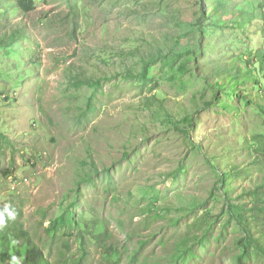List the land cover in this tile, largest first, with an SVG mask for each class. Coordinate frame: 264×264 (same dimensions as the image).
Instances as JSON below:
<instances>
[{"label": "rangeland", "instance_id": "374dc122", "mask_svg": "<svg viewBox=\"0 0 264 264\" xmlns=\"http://www.w3.org/2000/svg\"><path fill=\"white\" fill-rule=\"evenodd\" d=\"M18 1L0 0V208L21 213L52 264L83 250L84 264H235L240 232L205 153L222 169V154L250 162L243 137L264 130V94L255 90L257 104L234 118L207 108L211 93L192 71L209 74L200 60L184 76L164 58L146 82L140 74L159 51L178 53L183 33L199 38L189 32L200 8L223 22L237 13L211 0H34L24 14ZM260 31L209 38L227 39L232 57L264 48ZM196 114L193 128L184 120ZM70 215L73 228L50 231Z\"/></svg>", "mask_w": 264, "mask_h": 264}, {"label": "trees", "instance_id": "16d2710c", "mask_svg": "<svg viewBox=\"0 0 264 264\" xmlns=\"http://www.w3.org/2000/svg\"><path fill=\"white\" fill-rule=\"evenodd\" d=\"M236 1L238 0H211L209 2L212 8L216 3H225L226 6H229L228 8L237 13L236 18L229 20L230 22L227 21L231 23L229 27L226 26L227 22L218 19L219 15L216 17L212 15L213 12L208 13L200 8L193 28L189 32V34L197 32L199 38L189 43L185 40L187 33H183V37L178 39L179 43L177 44V41L175 43V48H179L181 52L175 53L174 49H171L165 55L159 51L160 55H152L148 61H142L141 81H147L149 71L160 59L164 58L162 63L170 65L172 69L177 66L176 72L180 76H184L188 72L186 68L189 60L192 62L200 60L210 68L209 74L201 77L195 70L192 69V71L197 77L204 79L203 82L207 86L205 92L211 93L210 100L206 101L207 108H219L220 113L239 118L246 108L254 107L260 96L259 94L255 97L254 91L264 94V48L228 57L231 46H227V39L221 41L219 45L212 46L211 37L217 30H223V36L226 30L237 31V37H243L247 34L248 27L256 26L264 34V0ZM17 5L24 14H30L37 9L34 0H19ZM243 6H247V8ZM211 11L213 10L211 9ZM19 36L22 35L20 33L12 34L9 42L16 43ZM183 39L185 44H182ZM10 43L5 46L1 44V46L10 49ZM167 58H170L171 64L166 60ZM170 77L173 78L174 75ZM261 111L264 113V107ZM197 116L198 114L190 116L184 121H188L194 128L195 122L198 121ZM2 137L3 134L0 131V139ZM243 138L242 150L247 149L248 152H252L253 159L241 166L230 163V155L222 154L226 165V168L222 169L219 167V163L213 160L215 154L210 156L205 153L206 160L218 174L219 196L223 195L230 220L234 222L240 232L235 243V264H249L254 257L256 262H264V130ZM197 148L202 150L201 144H198ZM239 177L253 185L251 187L240 186V191L234 193L235 188L232 187L231 181ZM12 208L17 213L16 219L7 221L6 226L0 227V264H10L13 256L19 258L22 264H52L43 250L31 239L30 233L25 229L20 219L21 213L16 208ZM60 223H68L73 228L76 221L71 215L68 218L60 217L57 223H52L50 231L56 232ZM200 226L199 224L198 227ZM202 238L195 236L194 240L198 242ZM189 249L190 247H187L186 252ZM87 255L88 252L83 250L81 257L76 259L73 264H84Z\"/></svg>", "mask_w": 264, "mask_h": 264}, {"label": "clouds", "instance_id": "9594fccd", "mask_svg": "<svg viewBox=\"0 0 264 264\" xmlns=\"http://www.w3.org/2000/svg\"><path fill=\"white\" fill-rule=\"evenodd\" d=\"M16 211L12 208L10 204H5L3 209L0 210V227H4L7 221H14L16 219ZM15 243V241H13ZM10 264H22L19 258L13 256L10 260Z\"/></svg>", "mask_w": 264, "mask_h": 264}]
</instances>
